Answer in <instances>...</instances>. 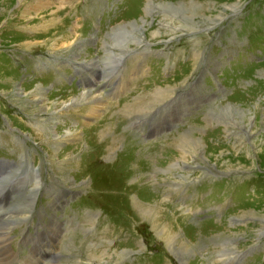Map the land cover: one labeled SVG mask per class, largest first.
Masks as SVG:
<instances>
[{
  "label": "rangeland",
  "instance_id": "rangeland-1",
  "mask_svg": "<svg viewBox=\"0 0 264 264\" xmlns=\"http://www.w3.org/2000/svg\"><path fill=\"white\" fill-rule=\"evenodd\" d=\"M259 49L264 0H0V243L61 211L46 264H264ZM63 63L103 89L51 83Z\"/></svg>",
  "mask_w": 264,
  "mask_h": 264
},
{
  "label": "bare ground",
  "instance_id": "bare-ground-1",
  "mask_svg": "<svg viewBox=\"0 0 264 264\" xmlns=\"http://www.w3.org/2000/svg\"><path fill=\"white\" fill-rule=\"evenodd\" d=\"M50 1L51 0H39V3H40V5L41 6H47L48 4H50ZM57 4V3H56ZM56 4H54V5H56ZM58 5V4H57ZM57 5H56V7H57ZM170 6V5H169ZM169 10V9H168ZM173 10V9H172ZM175 10V9H174ZM56 12V11H55ZM166 12V11H165ZM180 13H181V11H180ZM199 25V24H198ZM196 26V25H195ZM130 35V34H129ZM139 36V35H138ZM137 36V37H138ZM116 37V36H115ZM133 37V36H132ZM117 38L118 37H116V39L115 40H117ZM139 38V37H138ZM131 39V38H130ZM140 39H142L141 37H140ZM138 41V40H137ZM125 47V46H124ZM123 49H121V51H122ZM128 50V49H127ZM120 52V51H119ZM119 55H121V54H119ZM118 56V55H117ZM122 56V55H121ZM108 58V57H107ZM112 58V57H111ZM118 58V57H117ZM109 60H110V57L108 58ZM113 59H115L113 62H110L109 61V63H108V65L105 67V70H108L107 72H104L105 73V77L106 76H108V75H111V74H113V73H115L117 70H115L116 69V62H118V60L116 59V57H113ZM107 62V61H106ZM118 65V64H117ZM97 67H98V63L97 62H95V63H92L91 65H90V68L92 69V71H97L98 69H97ZM101 70V69H100ZM98 75V74H97ZM110 77V76H109ZM161 91H164V90H161ZM160 90H159V92H158V94H159V96L160 97H164L165 98V96H164V92H161ZM169 92V91H168ZM46 93V92H45ZM81 94H82V97H80V99H79V102L81 103V104H87V105H93V106H95L93 109L91 108V110L93 111V113L94 114H96V111H97V106L98 107H100L101 109H105V108H107V106H106V104H107V102H106V100L103 98V97H101V96H99L97 93H86V92H81ZM80 94V95H81ZM45 95L46 94H44L43 93V90L42 89H38L35 93H34V95H33V97H34V99H36V100H38L39 101V104H40V106H41V108H42V110L43 111H46V113H47V111H49V110H51L50 108H48L49 106H50V104L48 103V100H44V99H46L45 98ZM165 95H167V94H165ZM170 96V95H169ZM158 97V96H157ZM167 98H168V96H167ZM159 99V98H158ZM79 103V104H80ZM54 104H58V103H54ZM54 104H52V106H54ZM64 104V103H63ZM76 105V104H75ZM105 105V106H104ZM68 106V105H67ZM73 106V105H72ZM64 107H66V106H64ZM105 107V108H104ZM139 110V109H138ZM92 113V114H93ZM194 151H197V153L195 154V156H197L198 157V155L199 154H201L200 153V149L199 148H197V147H194ZM199 151V152H198ZM195 156H194V159H195ZM4 167H6V166H4ZM8 168V167H7ZM14 172V171H13ZM28 172V171H27ZM16 174V173H15ZM11 175V174H10ZM13 175V174H12ZM30 175V174H29ZM36 176V175H35ZM39 178V177H38ZM38 178H36V179H38ZM187 178H188V176L187 177H185V178H183L184 179V181H186L187 180ZM6 179V178H5ZM36 182V181H35ZM4 187V186H3ZM21 189V188H20ZM148 189H150L149 191H154L155 190V188L154 187H149ZM4 191V190H3ZM32 195V194H31ZM29 196V195H28ZM33 196V195H32ZM29 201V200H28ZM31 202V201H30ZM140 203V202H139ZM144 203V202H143ZM30 205V204H29ZM145 206V205H144ZM21 208H22V210L24 209V208H26L27 207V204L25 205V206H20ZM148 207V206H147ZM31 209V208H30ZM8 212V211H7ZM14 214H15V212H14ZM22 214V213H21ZM6 222H8V221H6ZM5 222V223H6ZM18 222V221H17ZM7 223L5 224V226L3 225L1 228H0V233H2L3 234V236L4 237H8V234L9 233H4V231H6L7 230ZM62 237V236H61ZM59 240V239H58ZM0 241H2L1 239H0ZM58 242V241H57ZM3 247L4 248H6L7 247V245H6V242H3V243H0V257H2V259H0V264H6L5 263V261L7 260V259H5L4 257H3V255H5V256H8L9 257V251L10 250H3V252L1 251L2 249H3ZM110 250V249H109ZM121 256V255H120ZM104 257V256H103Z\"/></svg>",
  "mask_w": 264,
  "mask_h": 264
}]
</instances>
